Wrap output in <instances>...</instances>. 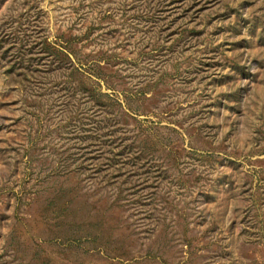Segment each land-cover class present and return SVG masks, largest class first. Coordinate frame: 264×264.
Here are the masks:
<instances>
[{"label":"rangeland","instance_id":"1","mask_svg":"<svg viewBox=\"0 0 264 264\" xmlns=\"http://www.w3.org/2000/svg\"><path fill=\"white\" fill-rule=\"evenodd\" d=\"M0 264H264V0H0Z\"/></svg>","mask_w":264,"mask_h":264}]
</instances>
